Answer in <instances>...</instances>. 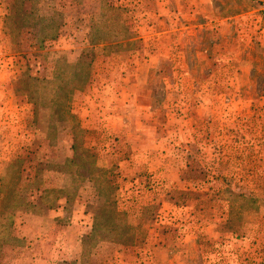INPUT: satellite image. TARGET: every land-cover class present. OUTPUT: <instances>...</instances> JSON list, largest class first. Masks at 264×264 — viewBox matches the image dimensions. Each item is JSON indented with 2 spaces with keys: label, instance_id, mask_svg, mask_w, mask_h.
I'll return each instance as SVG.
<instances>
[{
  "label": "rangeland",
  "instance_id": "374dc122",
  "mask_svg": "<svg viewBox=\"0 0 264 264\" xmlns=\"http://www.w3.org/2000/svg\"><path fill=\"white\" fill-rule=\"evenodd\" d=\"M43 245L264 264V0H0V264Z\"/></svg>",
  "mask_w": 264,
  "mask_h": 264
},
{
  "label": "crops",
  "instance_id": "0c3cea01",
  "mask_svg": "<svg viewBox=\"0 0 264 264\" xmlns=\"http://www.w3.org/2000/svg\"><path fill=\"white\" fill-rule=\"evenodd\" d=\"M152 59H151L152 61H155V60L159 61L160 59L167 60V59H172V58H171V56L168 57L167 53H163V54H158L157 57H156V55H154V57ZM155 67L156 66H151V69L149 68L147 70V75H149L151 70L155 69ZM141 73L142 72H139L137 70L135 71V93H137L141 89H144V86L139 84V78L141 77ZM146 90H147V92H149L148 90H150V89H146ZM122 106L124 107L125 105L123 104ZM130 107H132V109L134 110L133 111L134 116L133 115H130V116L135 117V125L136 124H142L141 121H143V119L144 120L148 119V118H146V116H141L138 113L140 112V114H141V112H144L143 110H147L149 108L151 109V107H149L148 104H145L143 101H141L138 98V96H135V101H133L130 106H126V109L130 108ZM115 108L122 110L121 106L115 107ZM135 111L137 113H135ZM122 112H123L122 116L116 117L117 118V123L121 124V125H127V124L129 125L128 120H127L128 119V115L127 114L129 112H125L124 109L122 110ZM130 119L133 122L134 119H132V118H130ZM122 135H124V132H123ZM32 218H36V220H38V221H40L39 219H41L43 221V223H50L51 225L56 223V221H55L56 216H54L52 214H49L48 216H34ZM28 229H29V226H25L24 227V231L25 232H28L29 231ZM39 236H40V234H39ZM20 237H24V236L20 235ZM44 237L46 239H48L49 241H52V239L50 240L48 238L47 232H45ZM40 246H36L35 251H34V255H30V253H29V256L31 257V260H30L29 264H63L62 262H64V260H60L59 259V257H60L59 254L61 252L59 246H55V247H54V245L51 246V247H49V245L48 246H44L43 245L42 247H40ZM30 251L32 253L33 250L30 249ZM34 257L36 259H33ZM71 261H75V264H79V262L76 261V260H71ZM179 264H182V263H179Z\"/></svg>",
  "mask_w": 264,
  "mask_h": 264
},
{
  "label": "trees",
  "instance_id": "16d2710c",
  "mask_svg": "<svg viewBox=\"0 0 264 264\" xmlns=\"http://www.w3.org/2000/svg\"><path fill=\"white\" fill-rule=\"evenodd\" d=\"M99 174L102 173V171L98 172Z\"/></svg>",
  "mask_w": 264,
  "mask_h": 264
}]
</instances>
